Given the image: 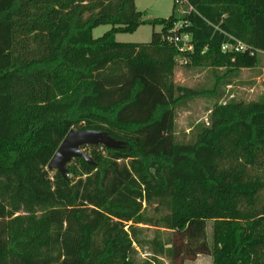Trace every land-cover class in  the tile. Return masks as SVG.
I'll list each match as a JSON object with an SVG mask.
<instances>
[{"label":"trees","instance_id":"16d2710c","mask_svg":"<svg viewBox=\"0 0 264 264\" xmlns=\"http://www.w3.org/2000/svg\"><path fill=\"white\" fill-rule=\"evenodd\" d=\"M186 1L150 19L136 0H0V264H264V93L216 97L261 63L264 0ZM181 19L193 51L167 39ZM147 23L162 25L150 42L116 39ZM229 36L250 49L224 53ZM182 59L216 89L177 84ZM199 97L215 99L208 122L180 140ZM72 128L124 143L84 146L94 163L65 176L47 167Z\"/></svg>","mask_w":264,"mask_h":264},{"label":"rangeland","instance_id":"374dc122","mask_svg":"<svg viewBox=\"0 0 264 264\" xmlns=\"http://www.w3.org/2000/svg\"><path fill=\"white\" fill-rule=\"evenodd\" d=\"M137 8L146 12V17L150 19L169 18L173 13L182 17L190 11L187 2L178 3L175 6V0H136ZM112 25H101L94 29L95 38L102 36ZM162 25H153L150 23L142 24L137 30L129 33H117L116 39L120 42H140L147 43L152 39L154 31L160 32ZM180 63L175 72V82L182 86L199 89H216V72L211 67L184 66ZM219 74L225 70L219 68ZM220 80L217 87L216 97H220V102L225 103L232 98H238L245 101L256 100L264 93V56L261 57L259 66L248 69L244 68L237 77H234L230 84H225ZM215 97V98H216ZM215 99L209 97H199L190 101L188 107L179 109L177 112V134L180 140L188 141L193 137L196 126L199 123H207L210 110L214 105ZM86 151L85 148H83ZM74 160V159H73ZM72 160V161H73ZM49 169V167H47ZM55 171H51L53 175ZM153 229L148 232L153 234ZM165 264H171L166 261ZM187 264H213L212 257L209 255H199L197 259L187 262Z\"/></svg>","mask_w":264,"mask_h":264},{"label":"water","instance_id":"95a60500","mask_svg":"<svg viewBox=\"0 0 264 264\" xmlns=\"http://www.w3.org/2000/svg\"><path fill=\"white\" fill-rule=\"evenodd\" d=\"M123 143L122 140L112 137L106 130L72 128L62 141L48 167L58 170L66 176L67 165L77 157L94 163L92 157L84 151V146L104 145L109 149H116L121 147Z\"/></svg>","mask_w":264,"mask_h":264},{"label":"built area","instance_id":"2783aa9c","mask_svg":"<svg viewBox=\"0 0 264 264\" xmlns=\"http://www.w3.org/2000/svg\"><path fill=\"white\" fill-rule=\"evenodd\" d=\"M177 4L187 2L186 0H176ZM190 7V6H189ZM191 10V7H190ZM188 20H179L175 23L172 29H170L169 34L167 36L168 41L177 47L180 52L186 51H193V43H192V35L188 32L182 31L185 26H188ZM230 40L222 44V51L224 53H231V52H246L250 48L244 42L238 40L233 36H229ZM181 62L186 63V60H181ZM104 145L100 146V149H104Z\"/></svg>","mask_w":264,"mask_h":264}]
</instances>
